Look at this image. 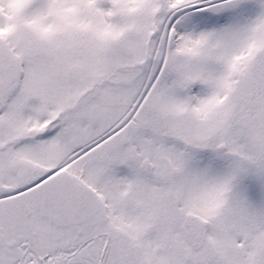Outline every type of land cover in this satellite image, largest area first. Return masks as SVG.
<instances>
[{
  "label": "snow or ice",
  "instance_id": "obj_1",
  "mask_svg": "<svg viewBox=\"0 0 264 264\" xmlns=\"http://www.w3.org/2000/svg\"><path fill=\"white\" fill-rule=\"evenodd\" d=\"M0 264H264V0H0Z\"/></svg>",
  "mask_w": 264,
  "mask_h": 264
}]
</instances>
